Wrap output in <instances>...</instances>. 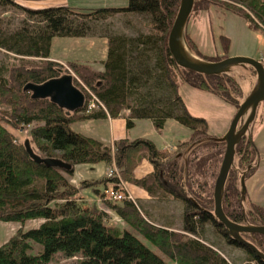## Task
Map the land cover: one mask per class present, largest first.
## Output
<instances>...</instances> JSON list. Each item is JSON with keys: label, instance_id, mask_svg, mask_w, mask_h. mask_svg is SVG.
<instances>
[{"label": "trees", "instance_id": "1", "mask_svg": "<svg viewBox=\"0 0 264 264\" xmlns=\"http://www.w3.org/2000/svg\"><path fill=\"white\" fill-rule=\"evenodd\" d=\"M198 2L204 5L203 10L219 4L240 14L251 29L264 35V0ZM180 4L181 0H129L126 6L61 5L38 9L24 6L19 0H0V8L16 7L28 16L14 30H7L0 24V51L7 59L0 65V221L22 225L30 220L42 221L37 227L20 228L0 244V264H48L58 252L66 259L76 260L68 264H232L215 245L198 239L206 223L213 225L228 243L246 249L250 261L264 264L251 247L231 237L226 226L213 214L214 207L209 200L199 197L200 201L183 185L180 172L185 173L188 183L192 184L206 157L194 151L192 160L189 158L180 167L181 157L163 160L165 155L151 139H120L113 148L72 128L78 121L124 116L129 128L137 120L150 119L161 129L173 119L192 131L190 140L204 139L199 146H221L222 141L215 139L219 137L210 133L209 120L189 109L180 86L188 83L238 107L239 102L234 101L226 82L233 84L236 91L240 88L236 80L226 74L206 75L183 68L176 62L169 47V35ZM116 14L149 18L152 31L133 36L113 32L104 35L108 38L109 50L102 70L78 62H70L71 68L66 69L63 63L51 59L54 38L98 35V23ZM221 38L227 51L229 38L224 35ZM187 39L192 50L204 59L218 61L227 57L205 56L188 32ZM64 75L73 77L74 84L86 94L87 100L90 94L86 89L93 91L104 107L87 113L86 103L73 111L49 97H36L27 88L31 83L40 85ZM28 126H31L30 136L23 143L17 141L13 130ZM27 140L41 157L62 159L71 164L72 169L36 162L26 148ZM243 150L242 160L247 165L260 156L256 143L249 139L238 144V153ZM144 154L149 155L155 173L137 179L134 172ZM102 162L117 165L121 172L93 182L83 181L81 187L72 183L70 178L76 166ZM119 174L128 182L146 188L153 196L156 190L163 189L182 200L184 233L175 230L172 224L158 225L154 211L145 205L141 207L138 200L129 197L126 186L119 185L123 181ZM88 186L102 195L104 203L114 210L122 221L119 225L111 224L107 211L91 207L81 195V188ZM231 188L225 200L230 192L240 210L225 207L224 210L233 221L248 223L249 215L240 204L242 194L234 183ZM110 189L126 196L120 202L107 201L104 193ZM261 209L262 206L253 203L252 210L257 213L254 219L264 223ZM248 235L259 236L257 241H250L264 252V235ZM141 237L154 244L162 255ZM35 243L41 244L43 251L36 253Z\"/></svg>", "mask_w": 264, "mask_h": 264}, {"label": "rangeland", "instance_id": "2", "mask_svg": "<svg viewBox=\"0 0 264 264\" xmlns=\"http://www.w3.org/2000/svg\"><path fill=\"white\" fill-rule=\"evenodd\" d=\"M20 1L24 3L23 4L24 6L28 5L29 8H33V7L36 8L35 6H38V9H40V8H47L52 6H61V5H53L60 3H52L51 0H20ZM67 1L69 3L71 2L73 6L79 5L82 6L83 8L93 6L92 3H90L91 0H67ZM103 2H105V0L99 1V4H103ZM196 3L198 4L196 7L194 6V9L191 13L187 26H188V30L192 33V35L196 38V40L201 42L202 51L204 52L205 56L217 55L218 57H224V56L228 57L227 53L229 55L236 56L234 54H244L246 52H250L256 56L254 58L260 59V57L264 53V35L251 29L248 21L243 16L229 9H225L219 4L211 5L210 8L205 9L206 11L203 14H201L204 5L200 4L198 0H196ZM245 10L255 21L259 23V20L250 10H248L247 8ZM0 13H1L0 24L7 30H14L20 25V23L24 19L28 18L26 13H24L22 10L16 7H9L7 9L0 8ZM205 23H207L208 25L206 29L208 28L210 29V34L209 35L207 34V36L206 35L203 36L201 34L202 25H204ZM97 31L99 32L98 35L87 36L88 44L86 46H90V48L95 47V49L97 48L96 50L97 52L95 55L96 65L99 64L101 67L103 66V63L106 60V59L104 60V58L105 57L107 58L106 54L108 53V51H106V53L104 54V51L105 49H107V46L109 47L108 38L104 35H108V33L110 32L122 33L130 36L137 35L139 34V32H144L148 34L152 31V27L149 18L143 16H133V15L125 16V14H116L114 16L101 20L98 23ZM225 34L230 35L231 38V39L229 38V46L227 48V51L225 50V46L221 38V36ZM65 39H70L68 40V43L69 41L72 43L71 39L78 40L85 38L69 37ZM57 45L59 46V48L61 47L62 49L63 46L62 44L58 43ZM247 48L250 51H248ZM58 51L59 52L57 53L59 54H57V57L64 59L62 63L65 65V68L66 69L71 68L69 66V63L71 61L65 58L66 57L70 58L69 55H71L72 53V46L66 45L63 51L60 49H58ZM193 52L197 54L195 51ZM37 61H39V59ZM2 62H7V59L5 58V53L0 51V65ZM80 63L86 64L85 62L82 61ZM89 65L92 66V64ZM249 67H251L250 69H253L252 66ZM249 67L234 66L229 71V73H226L227 76L236 80L238 87L240 88V91H236V89L232 86L233 84L228 83V81L226 82L230 88L231 96L233 97L234 101H236L237 103L239 102V105L245 100L246 96L251 93L250 86L246 85L247 83L246 72L249 69ZM183 84L184 85H182L181 87V94L185 98V101L188 104V107L190 108L192 113L198 116H204L208 118V120L211 122V126H212L211 129L213 132L212 135L214 137L223 136L225 134L223 133L224 130H226L225 132L228 131L230 124L236 112L238 111L239 107L235 104H230L224 101L216 94L194 88L190 86L188 83L186 84L183 83ZM86 90L88 92L91 91L88 88ZM263 105L264 102L260 107H263ZM262 119L263 117L260 116V113H258L253 123L254 128L255 126H258L259 121H261ZM144 121H148V120H144ZM262 121H264V119ZM30 129L31 126H28L25 129L13 130L17 138V141L23 143L25 139L30 136V131H31ZM145 129H146L145 126H139L137 131L143 132V130L145 131ZM251 132L252 130L249 133ZM249 133L244 138L245 140L249 139ZM175 134H179V132H175ZM207 140H205V142ZM175 141H176L175 143L172 142L169 144L168 154H163L165 155L166 160L173 159L177 156L181 157L179 160V165L180 167H182L184 166L186 160H188L189 158L190 160H192V158L194 157L193 155L194 151L198 156L200 157L204 156L207 158L206 162L203 163L201 165V168L196 172V178L193 180L192 184L190 182H189L190 184L188 183L185 173H182L181 171L180 174L183 175L182 182L183 185L187 187L186 189L189 194L193 195L195 198L199 199L200 201L202 200L199 197H201L203 201L209 200L212 203L213 207H215L214 185L216 183V179L219 174L220 167L222 165V161L224 158L223 156L226 149V143L222 142L221 146H213L209 144H204L202 146H199L200 144L198 143H201L202 141H204V139H199L197 141L193 138L192 140H189L190 142H187L186 144L183 143L182 145H180L179 149L177 148L178 150L176 152L175 145L177 143V140ZM252 141L255 143L254 140ZM256 144H258L257 146L260 156H258L257 160L251 165H247L246 162L244 163L242 160V155L244 154V150L241 151V153H238L237 151L235 157V164L230 171L231 174H229V180L225 187L223 206L225 208H228L229 210L232 209L240 210V207H238V202L233 198L234 197L233 194L231 195V193L228 192L227 195L228 198H230V200L228 198L227 200H225V197L227 190L233 189L231 188V185L233 183L236 185V188L241 193L242 191L241 179L243 173L245 172L246 173L245 184L247 188V193H246V198L243 202L240 199L241 208L249 215L247 219L248 223L264 225V223L261 220L258 221L254 219V217H257V213L256 211L252 210L253 203L255 204L257 203L258 205L262 206L261 210H263L264 212V147L261 146L262 144L260 139L257 140ZM220 152H222V154H220ZM120 172L121 171L117 167V165H112V166L108 165V169L103 170L102 176L104 175H105L104 177L112 176V174L116 175ZM248 174L250 175L247 177ZM73 176H71L70 179L73 180L74 179ZM120 178L123 179L124 182L122 186L127 187L128 180H125V178L122 175H120ZM76 183H74V185L81 187L80 186L81 180L79 181V179H77ZM111 186L112 184L110 183V187ZM110 190H108L109 192L105 190L104 195L106 197V200L120 202L121 200H115V199L113 200L109 198L111 193ZM81 191L84 193L85 196H88V198H89V194L92 196L90 197V200L93 201L90 203L91 207L96 209L100 208V210H105L108 212L111 224L119 225L122 222L119 219V217L115 214L114 210H112L104 203V199L102 195H98L95 193L93 187L88 186L86 187V189L83 187L81 188ZM193 192H195V194H193ZM155 197L156 200L152 202L155 208L150 207V210L152 212L154 211L153 213H155L154 216H156L157 218L158 225H164L166 223L172 224L175 227L174 228L175 230L181 232L184 224V209H185L184 202L180 199L175 198L172 194L166 192L163 189L156 190ZM132 198L134 199L133 196ZM141 207H144V205H141ZM249 218H251V220ZM41 222H42L41 220H30L22 225L19 222L0 221V244H3L5 241H7L20 228L29 229V228L37 227L40 225ZM182 233L184 232L182 231ZM201 233L202 235L200 238H198L193 234L186 233V235H188L189 237L201 239L203 242L209 245L212 244L215 245V248L219 249L221 254H223V256H225L232 264H258L255 261L249 260V256L246 249L228 243L226 238L220 235V233L215 229L213 225L206 223L204 227L201 229ZM258 237L255 238V236H251L248 234L246 235V238L249 240L253 239L257 241L259 239ZM141 238L150 248H152L155 252L162 255L161 251L154 244H152L149 240L145 239L144 237ZM35 248L36 250L34 251H36V253L43 251V246L41 244L35 243ZM75 261L76 260L73 258L66 259L63 256L62 252H58L54 255V257L48 264H68Z\"/></svg>", "mask_w": 264, "mask_h": 264}, {"label": "water", "instance_id": "3", "mask_svg": "<svg viewBox=\"0 0 264 264\" xmlns=\"http://www.w3.org/2000/svg\"><path fill=\"white\" fill-rule=\"evenodd\" d=\"M195 3L196 0H181L178 14L170 31L169 47L176 62L183 68L206 75L226 74L234 66L239 65L252 66L257 73L256 86L240 104L228 131L222 137L215 138L226 143V150L215 183V207L213 214L226 226L234 240L251 247L258 257L264 260V252L256 244L244 237L246 233L264 235V225L235 222L229 218L223 206L225 187L230 171L235 164L237 146L249 133L250 127L256 119L258 107L264 102V63L254 57L243 55L228 56L218 61H211L197 56L192 51L186 37V26ZM27 88L31 89L36 97H49L61 106L73 111L81 109L86 102V94L74 84L71 75H64L40 85L31 83ZM249 140H253L250 134ZM26 148L31 157L38 163H45L49 166L61 167L67 170L72 169V165L62 159L44 158L38 155L32 148L29 140L26 141ZM245 181L246 173L244 172L241 179L242 201L245 200L247 193Z\"/></svg>", "mask_w": 264, "mask_h": 264}, {"label": "crops", "instance_id": "4", "mask_svg": "<svg viewBox=\"0 0 264 264\" xmlns=\"http://www.w3.org/2000/svg\"><path fill=\"white\" fill-rule=\"evenodd\" d=\"M57 1L58 0H51L52 3H60V4H53V5H68V6L70 5V6H73L72 3L71 2L69 3L67 0H60L58 2ZM99 1H102V0H91L90 3H92L93 6L84 7V8H95V7H102V6H123V5L125 6V5H128V2H129V0H127V1L126 0H105V2H103V4H99ZM19 3L24 4L20 0H19ZM27 7H28V5H27ZM35 7L38 8V6H35ZM76 7H82V6L76 5ZM205 11L206 10H202L201 14H203ZM203 26H206V27H203ZM207 27H208L207 23L202 25L203 29L201 28V30H202L201 34L203 36L204 35L207 36V34L208 35L210 34V29L209 28L206 29ZM186 28H187L186 29V37H187V32H188L191 35V37L194 39L195 43L198 45V48L200 49V51H202L201 42L196 40V38L188 30V26H186ZM224 36L230 38V35L225 34ZM65 38H69V37H56V38H54L53 45H52V51H51V56H52L51 59H54L55 61L62 63V61L64 59L57 57V54H59V53H57V52H59L58 49L63 51V49H64V47H66V45H71L72 46V53H71V55H69L70 58L66 57L65 59H67L71 62L73 61V62H79V63L82 61V62H85L87 65L92 64V67L95 70H102L103 69V66L100 67L99 64L96 65V56L95 55L97 52L96 51L97 48L95 49V47L90 48V46H86L88 44V37H83L85 39H78L79 41L77 39H71L72 43L70 41L68 43V40H70V39H65ZM187 41H188V39H187ZM58 43L63 45L62 49H61V47L59 48V46L57 45ZM108 48L109 47L107 46V49H105L104 54L106 53V51H108ZM192 51H194V50H192ZM248 51H250V50L248 49ZM202 54L205 55L203 51H202ZM196 55H198V54H196ZM227 55L232 56V55H229L228 53H227ZM234 55H243V56L245 55V56H250V57H256L253 53H250V52H246L244 54H234ZM198 56H200V55H198ZM85 57H87V58H85ZM261 57H260V59H261ZM105 59H106V57L104 58V60ZM239 66H244V65H239ZM250 68L251 67H249V69L246 72V78H247L246 85L250 86V89L252 91L254 89V87L256 86V83H257V73H256V71H254L253 69H250ZM244 69H246V68H244ZM181 87H182V85L180 86V92H181ZM184 100H185V98H184ZM262 104L263 103H261L260 106ZM260 106L258 107L257 115H258V113H260V116H262L264 119V105H263V107H260ZM124 113L127 115V114H129V111H124ZM144 120H148L150 122L144 121ZM259 120H260V117H259ZM262 120L259 121L258 126H255V128L253 125L254 122L252 123L250 130H249V132L251 130H252V132L249 134L252 135L255 143L257 142V140L260 139L261 144H262L261 146L264 147V121H262ZM209 123H210V133L213 134L212 129H211V127H212L211 122L209 121ZM139 126H145L146 127L145 131L144 130H143V132L137 131ZM72 128L76 132L83 133L87 136L96 138V139L102 141L105 145L112 146V147L114 146L115 142L120 140V139L135 140L137 138H150L152 141H154V143L156 144L159 151L163 154H168L169 144L172 142L175 143L176 142L175 140H177V143L175 145V147H176L175 151L177 152L180 145L189 141L191 139V135H192V131L189 128H187L186 126L182 125L181 123H179L178 121L173 120V119H169L166 122L165 126L161 129L157 128L155 126L154 122L150 119L137 120L135 122V125L132 128H129L127 126V119L124 116H120L117 118L108 117V118H103V119H87V120H83V121H78L72 125ZM252 128H254V129H252ZM225 131L226 130H224L223 133H226ZM175 132H179V134H175ZM256 138H257V140H256ZM257 145L258 144H256V146ZM257 148H258V146H257ZM163 160H166V158H164ZM105 169L106 170L108 169V165L106 163L78 165L75 168V174L73 176L74 179L73 180L71 179V181H72V183H76L77 179H79V181L81 180V183H82L83 181H96V180L102 179L105 176V175L102 176L103 170H105ZM154 173H155L154 164L151 162L149 155L144 154L142 160L140 161L139 165L135 169V172H134L135 177L137 179H144L147 177H151ZM91 179H93V180H91ZM126 188H127L128 192L134 197V200H138L141 205H145L147 207H153L152 202H154V200H156V197L151 195L150 192L146 188L139 186L135 183H131V182H128V185ZM81 195L84 196L89 203L93 202L92 200H90V197H92L90 194H89V198H88V196H85L84 193L81 191ZM86 195H87V193H86ZM143 203H145V204H143Z\"/></svg>", "mask_w": 264, "mask_h": 264}, {"label": "built area", "instance_id": "5", "mask_svg": "<svg viewBox=\"0 0 264 264\" xmlns=\"http://www.w3.org/2000/svg\"><path fill=\"white\" fill-rule=\"evenodd\" d=\"M261 60L264 62V53L261 57ZM90 93V99L87 100V108H86V112L87 113H90L92 112L93 110H97L101 107H104L103 103L100 101V99L97 97L96 94H94L93 92L89 91ZM113 176V174H112ZM123 181H121L119 183L120 186L123 185ZM125 185V184H124ZM124 187V186H123ZM109 192V191H108ZM110 196L109 198L111 199H115V200H121L123 199L126 195L122 192H118V191H115L114 189L110 190ZM129 197L132 198V196L129 194Z\"/></svg>", "mask_w": 264, "mask_h": 264}, {"label": "flooded vegetation", "instance_id": "6", "mask_svg": "<svg viewBox=\"0 0 264 264\" xmlns=\"http://www.w3.org/2000/svg\"><path fill=\"white\" fill-rule=\"evenodd\" d=\"M247 234H248V233L244 234V237H246Z\"/></svg>", "mask_w": 264, "mask_h": 264}]
</instances>
